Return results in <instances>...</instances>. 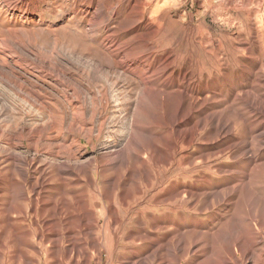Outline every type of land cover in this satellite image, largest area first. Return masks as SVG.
Returning a JSON list of instances; mask_svg holds the SVG:
<instances>
[{"label":"bare ground","instance_id":"bare-ground-1","mask_svg":"<svg viewBox=\"0 0 264 264\" xmlns=\"http://www.w3.org/2000/svg\"><path fill=\"white\" fill-rule=\"evenodd\" d=\"M206 43L201 41L194 45L202 48L209 56H215L213 48L219 56L222 45H226L237 56L235 61L239 63L242 62L241 57H253L251 44L238 38L228 39L225 43L213 40ZM16 52H13L14 55H17ZM218 56L216 59L221 67L223 59ZM26 59L38 63L28 62L19 66V73L16 59L12 58V65H5L6 62L0 64V80H7L5 71L8 69L13 81L7 80V84L12 85L17 95L23 96L25 101L44 112L53 110V107L42 97L40 88L27 80L28 71L43 82L50 80L67 91L70 90L68 106H77L74 116L78 122L63 127L50 115L44 123L30 118L19 119L14 115L7 98L0 94V193L6 192L0 194V201H7L0 202V245L8 248L7 244H12V247L18 248L26 242L29 232L24 228L29 227L28 214L31 211L35 214L34 224L38 227L34 234L39 241L38 246H46L48 256L56 255L53 251L56 248L62 251L61 225L64 223V236L69 244V252L66 250L68 256L74 259L73 264H92L93 259L97 264H103L105 250L107 264H264V131L261 132L262 129L258 126L252 127L249 119L257 116L264 119V102H259L250 93L244 92L243 96L238 94L231 103H227L228 106L223 111L204 113L193 122L192 127L181 129L184 127L182 124L196 112L194 99L182 94L180 101L174 103L171 101V93L147 84L143 85V89L139 85V90L142 89L147 99L139 97L135 101H127L128 109L122 117L120 115L123 110H120L118 103L116 112L109 117L107 115L111 100L108 91H83V76L79 71L78 74H73L70 70L53 66L50 62H41L40 59L36 61L31 57ZM31 65L38 70L29 68ZM252 73L254 70H246V74ZM67 80L72 84H67ZM227 81L230 83L229 79ZM75 87L82 91H77ZM210 100L215 103V99ZM160 114V118L164 117L168 123L148 120H153ZM119 126H123L119 143L113 146L107 144L105 151L88 163L81 161L85 148L83 139L87 141V146L97 151L104 132L109 130L110 136H114L120 129ZM160 127L178 132L177 148L182 142L189 150L193 149L196 137H200L208 145H213L243 127L248 129L249 135L256 136L252 142H244L242 148L229 146L226 142L217 144L210 151L201 152L197 160H203L206 168L204 170H213L211 173L199 171L197 175H193L196 168L193 167L192 160L189 166L193 167L190 170V179L195 181L193 186L184 190H178L175 186L169 196L148 197V193L156 186L159 170L166 172L171 166L175 167L171 161L173 157L155 140L154 131ZM61 133L68 137L60 140ZM163 139L166 140L164 137ZM247 146H250L248 152L247 149L244 151ZM62 149L65 150L64 156L60 152ZM219 156L245 163L251 169L245 172L247 168H244V171L238 170L227 175L225 184L219 190L211 191L208 188L214 186L213 175L220 176L226 172L223 166H211L210 160ZM40 164L43 166H39ZM23 165L35 169L34 174L39 172L41 178L29 177L28 168ZM122 169L125 172L121 173ZM98 170H101L100 174L103 176L102 190H98V195L93 197L89 215L83 212L84 215L78 217L82 238L76 239V234L79 233L67 221L73 209L68 196L74 195L72 186L77 182H74L75 178L81 180L83 177L80 178V174L87 173L93 180L94 175L99 173ZM179 170L186 169L178 167L175 171ZM131 174L134 180H131V176L127 180ZM7 177L14 183L4 187ZM136 179L138 182L135 183V190H132L129 183L137 181ZM51 182L55 186L51 187ZM92 183L95 185V180ZM61 185L65 187L62 191L63 202L58 203L50 197L43 201L39 199L45 193L54 194L52 190ZM30 194L35 196L33 201L30 200ZM7 197L9 200H5ZM116 197L119 201H116ZM144 203L147 206L154 205L157 211L141 212L137 209L138 212L133 214L134 209ZM98 208H103L104 227L108 233L99 232ZM218 208L223 210L219 211ZM216 209L219 211L216 214L217 223L211 228L210 224L204 227L198 214ZM188 211L193 217L191 221L184 218ZM38 213L41 214V220H37ZM82 239L85 247L79 244ZM36 251L38 255H42L40 248ZM20 252L21 249H17L13 256L4 254L2 259L7 264H21ZM56 256L58 258V254ZM3 260H0V264Z\"/></svg>","mask_w":264,"mask_h":264},{"label":"rangeland","instance_id":"rangeland-1","mask_svg":"<svg viewBox=\"0 0 264 264\" xmlns=\"http://www.w3.org/2000/svg\"><path fill=\"white\" fill-rule=\"evenodd\" d=\"M237 38L241 41H248L253 53V57L252 55L241 57L242 62L240 63L235 61L237 56L233 55L226 45H222L219 56L214 48L212 51L215 52V56H209L202 51V48L194 45L195 42L205 41L206 43L209 40L225 43L228 39ZM237 43L241 44L240 41ZM13 52H16L17 55H14ZM216 56L223 59L221 67H219ZM27 57L36 61L40 59L41 62H50L53 66H61L73 74H78L79 71V74L83 76V80H81L83 91L89 90L92 93L108 91V97L111 100L107 115L109 117H112L113 112H116L118 103H120V110H123L120 115L122 117L128 109L127 101H135L139 97L147 99V96L141 91L144 88L143 85L147 86L148 84L150 87L153 86L152 88H159L171 93V101L174 103L180 101L182 94L188 95L194 99L193 104L196 112L191 119L182 124L184 127L181 129H189L202 114L223 111L229 103L237 98L238 94L242 95L247 92L259 102H264V0H0V64L6 62L5 65H12L11 59L15 58L16 68L21 73L19 66L34 62L28 61ZM3 59H5L4 62ZM31 66L29 68L34 71L38 70L33 65ZM248 68L254 70L252 75L246 74ZM9 73L10 71L7 69L5 71L6 78L8 81H13ZM26 78L40 88L42 97L45 101H49L53 110L44 112L33 107L24 100L23 96L17 95L13 91L12 85L7 84V80L1 78L0 94L7 98L17 118H30V120L44 123L50 115L63 127L78 122L74 116L77 106H68L70 90L67 91L50 80L43 82L41 78L36 77L30 71ZM227 79L230 80V83ZM67 84H72V82L69 80ZM139 85L143 86L141 90H139L141 88ZM77 91L82 90L77 89ZM210 99H215V103H218H211ZM160 116L161 114L153 120L150 118L148 120L167 122L164 117L162 119ZM249 119L252 127L258 126L262 129L261 132L264 131L263 117L257 116ZM119 128L121 130L118 129L114 136H110L109 130L104 132L97 151L87 146V141L83 139L85 148L82 151L81 161L88 163L90 159L104 152L107 144L113 146L119 143L123 126H119ZM247 130L246 127H243L242 130L238 129L233 135L230 134L223 141L213 145H208L200 137H196L192 150H189L182 142L177 148L178 132L173 130L170 132L169 129L163 127L155 130V140L164 146L171 158L173 157L174 160L171 161L175 167L171 166L166 172L159 170L156 175L158 178L156 186L148 193V197L169 196L173 193L175 186L178 187V190L193 186L195 181L190 179L192 176L190 170L193 167L196 168V173L193 175H197L199 171L207 173L213 171L204 170L206 169L204 168L205 162L197 160L201 152L210 151L217 144L222 145L226 142L229 146L242 148L244 142H252L256 136L249 135ZM158 134H161V138ZM127 135L128 131L126 130L125 137ZM60 136V140L68 137L65 133H61ZM246 149L247 152L250 151V146L245 147L244 151ZM60 152L62 156L65 155L64 149ZM262 154L264 157V152ZM192 160H194L193 167L189 166ZM210 161L212 162L211 166L220 165L224 167V170L226 169L223 175H213L215 177L214 186L208 188L212 189L211 191L219 190L220 186L225 184L227 175H232L235 171L244 168H247L245 172L251 169L245 163H238L235 159H228L226 156L214 157ZM39 166H43V164ZM4 167L5 165L1 168ZM23 167L27 166L23 165ZM178 167L186 170L175 171ZM27 168L29 177L38 178L41 176L39 172L34 174L35 169ZM98 172L94 175L93 180L87 173L80 174V178L83 177L81 180L74 179V182H80L72 186L74 195L68 196L69 199L71 198L70 203L73 204V209L70 212L72 218L68 216L67 221L76 233H79L76 234V239L82 238L79 228L80 218L78 217L83 212L85 215H89L88 211L93 197L102 190L103 176L100 174L101 170ZM122 172L125 170L122 169ZM132 176V174L129 175L127 180L130 178L134 180ZM94 180L95 185L92 183ZM136 180L129 183V188L131 187L132 190H135V183L138 182V179ZM12 183L14 182H11V179L7 177L3 186L9 187ZM50 185L51 187L55 186L53 182ZM64 189L65 187L61 185L56 190H52L54 194L45 193L39 199L43 201L50 197L61 203L64 201L62 192ZM29 197L31 201L35 199L34 194H30ZM186 199L188 198L186 197ZM5 200H9V197ZM116 201H119L118 197H116ZM4 202L7 203V201L1 203ZM79 202H82V205ZM83 203L87 206L84 207ZM147 205L144 203L140 207H136L133 214L138 212L137 209L141 212L157 211L154 205ZM218 209H220L219 211L223 210V208ZM218 209L197 213L198 219L204 227H208L209 224L210 228L215 226L213 224L217 223ZM188 212L184 218L191 221L193 217ZM98 213L99 232L108 233L104 227L103 208H98ZM28 217L29 227L24 228L29 232L26 242L18 248L12 247V244H7L8 248L0 245V260H3L4 254L13 256L15 255L14 251L21 249L19 253V256L22 257L21 264H27V262L28 264H73L74 259L67 254L69 244L64 236V223L61 225L62 251L60 248L53 250L56 255L58 254L57 258L55 254L48 256L46 246H38L39 241L34 235L38 231L37 225L34 224L35 214L29 211ZM37 217V220H41L40 213L37 214ZM79 244L85 247L83 239L79 241ZM38 248L42 250V255H38L36 251ZM1 264L7 263L3 260ZM92 264H97L96 260L93 259ZM103 264H107L106 250Z\"/></svg>","mask_w":264,"mask_h":264}]
</instances>
